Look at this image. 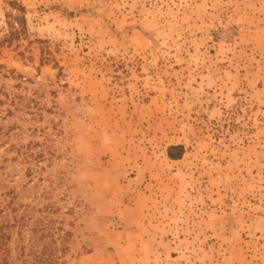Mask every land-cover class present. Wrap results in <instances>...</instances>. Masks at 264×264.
<instances>
[{"label":"rangeland","instance_id":"374dc122","mask_svg":"<svg viewBox=\"0 0 264 264\" xmlns=\"http://www.w3.org/2000/svg\"><path fill=\"white\" fill-rule=\"evenodd\" d=\"M10 200L70 264H264V0H0Z\"/></svg>","mask_w":264,"mask_h":264},{"label":"trees","instance_id":"16d2710c","mask_svg":"<svg viewBox=\"0 0 264 264\" xmlns=\"http://www.w3.org/2000/svg\"><path fill=\"white\" fill-rule=\"evenodd\" d=\"M16 8L23 14L14 17L18 25L9 22V33L4 36L8 42L18 38L25 25L24 6L17 5ZM183 153V144L167 148V155L171 159H179ZM11 204L12 200L6 206L0 205V264H70L74 257L71 251L72 231L65 229L61 221L59 225L36 223L29 229L26 226L31 215L16 213ZM13 230L19 235V243L11 247L15 236Z\"/></svg>","mask_w":264,"mask_h":264},{"label":"crops","instance_id":"0c3cea01","mask_svg":"<svg viewBox=\"0 0 264 264\" xmlns=\"http://www.w3.org/2000/svg\"><path fill=\"white\" fill-rule=\"evenodd\" d=\"M170 159H171V158H170ZM171 160H173V161H174V160H177V159H171Z\"/></svg>","mask_w":264,"mask_h":264}]
</instances>
